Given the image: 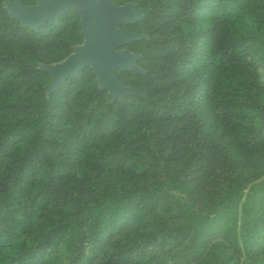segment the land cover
I'll return each mask as SVG.
<instances>
[{
	"label": "trees",
	"instance_id": "trees-1",
	"mask_svg": "<svg viewBox=\"0 0 264 264\" xmlns=\"http://www.w3.org/2000/svg\"><path fill=\"white\" fill-rule=\"evenodd\" d=\"M111 2L140 15L122 99L91 66L46 88L78 11L0 0V264H264V0Z\"/></svg>",
	"mask_w": 264,
	"mask_h": 264
},
{
	"label": "water",
	"instance_id": "water-1",
	"mask_svg": "<svg viewBox=\"0 0 264 264\" xmlns=\"http://www.w3.org/2000/svg\"><path fill=\"white\" fill-rule=\"evenodd\" d=\"M10 15L20 19L22 25L36 29L41 23H56L58 17L67 9L73 8L80 13L79 25L84 42L75 46L73 52L58 66L43 67L50 73V88L71 77L85 66H91L100 85L106 88L113 98L122 99L135 92L122 85L115 74V69L139 71L136 64L137 54L126 49H119L141 34L121 30L125 23L137 20L133 3L121 6L111 0H36V4L26 6L18 0H6Z\"/></svg>",
	"mask_w": 264,
	"mask_h": 264
},
{
	"label": "rangeland",
	"instance_id": "rangeland-1",
	"mask_svg": "<svg viewBox=\"0 0 264 264\" xmlns=\"http://www.w3.org/2000/svg\"><path fill=\"white\" fill-rule=\"evenodd\" d=\"M5 4H6V8L8 9L9 8L8 3L6 2ZM65 59H63L62 61H59V62H54V63H51V64H47V66H49V67H58ZM46 88L49 90L50 82L47 83Z\"/></svg>",
	"mask_w": 264,
	"mask_h": 264
}]
</instances>
